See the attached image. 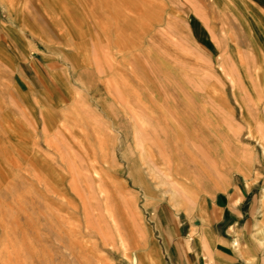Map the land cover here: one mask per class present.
Here are the masks:
<instances>
[{"label": "rangeland", "instance_id": "rangeland-1", "mask_svg": "<svg viewBox=\"0 0 264 264\" xmlns=\"http://www.w3.org/2000/svg\"><path fill=\"white\" fill-rule=\"evenodd\" d=\"M263 89L264 0H0V264H171L232 189L264 264Z\"/></svg>", "mask_w": 264, "mask_h": 264}, {"label": "crops", "instance_id": "crops-1", "mask_svg": "<svg viewBox=\"0 0 264 264\" xmlns=\"http://www.w3.org/2000/svg\"><path fill=\"white\" fill-rule=\"evenodd\" d=\"M189 19L194 20L192 16ZM255 92V97L242 104V112L250 114L264 108V89ZM253 125L249 126L250 134L256 128L263 130L261 119L254 120ZM207 210L205 220L189 223L186 229L179 221L173 230L165 227L162 239L171 264H261L259 248L251 245V227L257 215L254 202L241 190L232 189L213 197Z\"/></svg>", "mask_w": 264, "mask_h": 264}]
</instances>
